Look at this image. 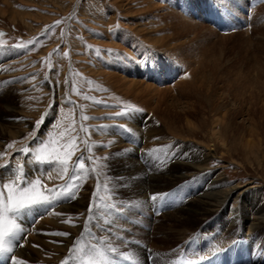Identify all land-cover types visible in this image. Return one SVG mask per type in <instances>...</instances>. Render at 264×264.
Instances as JSON below:
<instances>
[{
    "label": "rangeland",
    "instance_id": "obj_1",
    "mask_svg": "<svg viewBox=\"0 0 264 264\" xmlns=\"http://www.w3.org/2000/svg\"><path fill=\"white\" fill-rule=\"evenodd\" d=\"M132 1L119 5V0H0V113H5L6 104L12 103L15 109L6 121L12 126V132H19L14 136L0 133V191L6 197L3 184L15 182L17 176H21V180L27 176L29 183L39 179L41 190L59 188L70 182L73 164L78 166V158L83 157L85 169L80 172V177L84 174L74 192L76 198L82 199V205L69 207L60 218L61 224L55 226L57 230L66 231L75 238L89 235L86 245L91 249L99 238L107 239L105 243L115 245L117 250L125 253L127 249L122 250L124 247L119 245L134 241L152 252L148 264H264V224L255 230L237 225L228 230L233 214L229 208L235 204L233 198L227 201L224 216L215 212L202 220L190 215L189 219L179 221L168 215L184 202L175 186L161 192L166 194L163 201L155 203L151 200L144 203L136 197H129L131 200L121 198L127 186L120 190L119 177L113 171L118 159L132 156V148H135V157L140 153L147 154L138 161L148 169L158 167L172 152L189 153L195 147L204 152L210 149L212 156L205 162L206 171L213 173L209 178L219 177L225 185H237L238 191L247 190L242 200L249 209L253 208L252 211L250 199L264 203V0H151L154 5ZM158 6L161 9L157 10ZM49 26H52L51 30L45 33ZM130 26L142 29V32L161 31L156 34L162 37L174 36L176 41L173 42L180 43L184 49L164 51L156 48L157 45H147L139 34L142 32L139 31V37L134 39L125 32L131 29ZM123 33L128 35L127 40H135L131 43L135 42L134 47L122 43ZM187 55L191 56L192 68L195 67L205 80L201 84L204 91L210 88L211 91L223 89L229 92L223 102L230 111L227 118L240 125L239 132L245 134L246 124L254 118L261 137L259 151L250 153L237 141L238 148L231 149L230 153L220 145H213L207 123L200 126L205 105H200L199 117L192 118L200 126L193 130L195 133L181 129L178 121L175 129L183 132L164 129L166 138L145 148L144 152L140 149L144 141L135 139L137 134L130 125L136 119L133 114L139 117L147 107L143 102L138 106L131 105L129 98L121 96V87L113 80L107 81L103 72H116L126 80L149 81L158 87L178 90L177 86L192 74L182 62V57L187 58ZM229 85L232 87L228 88ZM234 89L242 93L235 99L230 96ZM202 93L201 90L191 93L193 103L203 100ZM117 113L121 115L117 116ZM154 114L146 112L138 119L145 123L149 118H156ZM42 116L43 122L37 128L36 122ZM120 129L124 133V145L118 147L111 138ZM228 136L231 140L234 137L232 132H228ZM49 137L55 140L51 147L72 151L68 172H63L59 165L35 161L36 149ZM246 138L250 139L247 135ZM227 143L229 145V141ZM10 144L12 147H7ZM68 145L70 147H65ZM25 147L29 149L27 154L21 151ZM120 150L123 155L115 160ZM6 176L9 178L5 179ZM205 176L204 172L193 178L188 188L195 193L203 190ZM130 185L127 188H131ZM90 202L97 206L91 212ZM53 204L44 205L42 211L35 206L22 212L18 223L23 233L18 235H27L26 231L34 228V223L54 208ZM241 216L240 213L239 221ZM85 221L88 227L79 230L78 226L84 225ZM54 247L55 243L50 242L42 250L47 255L36 256L34 264L53 263L56 260ZM104 255L109 259L98 258V264H118L114 253Z\"/></svg>",
    "mask_w": 264,
    "mask_h": 264
},
{
    "label": "bare ground",
    "instance_id": "obj_2",
    "mask_svg": "<svg viewBox=\"0 0 264 264\" xmlns=\"http://www.w3.org/2000/svg\"><path fill=\"white\" fill-rule=\"evenodd\" d=\"M119 1H120L119 5H121V4L127 5V2H126L127 0H119ZM130 1L133 2L132 0H130ZM136 1L137 2L142 1V4L154 5L150 2L151 0H136ZM159 9H161V7L158 6L157 10H159ZM168 14H171V13H168ZM171 15H173V14H171ZM110 21H112V20H110ZM123 23H126V22H123ZM113 24H114V22H113ZM130 24H132V23H130ZM122 25H124V24H122ZM136 25H134V26H136ZM134 26H130V28H131L130 30H128L129 28L127 30H125V32H127L133 39L139 37V35H138L139 31L142 32L141 31L142 29L139 30V28L142 27L141 25L138 26L139 27L138 29H136ZM122 27L124 28L125 26H122ZM170 27H171V25H170ZM170 27H169V29H170ZM143 30H145V29H143ZM161 30H163V29H161ZM171 30H173V29H171ZM182 30H184V29H182ZM149 31L150 30L143 31L142 33H139V34H141L142 39H144L143 41L147 45L148 44H150L152 46L157 45L159 47H156V48H159V49L161 48L164 51L169 49V48L171 50L173 49V51L174 50H181V48L184 49V47H182V45L180 43L176 44V42H173V41H176L174 36H173V38H169L166 36L162 37L160 34H156V33L161 32V31H150V32ZM152 34H154V35H152ZM163 35H164V33H163ZM110 36L113 38V34H110ZM110 36H108V37L110 38ZM127 36L128 35H126V34L121 36L122 43H125V44L128 43L130 45H133V47H134L136 45L135 42H133L134 44H131V43H132V41H135V40H127ZM181 41H183V40L181 39ZM118 44H120V43L118 42ZM143 45H145V44H143ZM186 46H188V44ZM126 53H128V51ZM194 55H195V53H194ZM18 57H19V55L16 56L17 59H18ZM183 57H182L183 60L181 59L182 62L185 64L187 69L191 70L192 74L190 77H188L187 80L185 78V80L179 84V85L183 84V86H181V87L179 85L177 86L178 90H174L173 88H169V86H166V87L161 86L162 87L161 88V87H158L153 82L149 83V81L144 82L143 80H135L132 78L129 80H126V79L122 78L121 76L116 75L115 74L116 72H114V73H108L106 71L103 72L102 76H104L105 79L107 78V81L108 80H110L111 82L114 81L113 82L114 84H116L119 88L121 87V89H122L121 91H123L122 92L123 94L121 93L122 94L121 96L129 98L128 101L131 105H134V106L137 105L138 106L139 104H141L139 102H143L145 104V106L147 107L146 112L147 113L153 112L157 116L156 117L157 119L156 118H154V119L149 118L148 122L142 123L140 121V119H138V118H142L143 115L146 114V112L145 113L143 112V115L140 114L139 117L136 113H134L133 117L136 119L133 120V122L128 120L129 122L133 123L130 125V128L132 130L135 129V132L137 134L135 139L137 141L138 140L144 141L143 142L144 145L140 149L143 150V152H144L145 148L149 147L152 144H155L156 142H158L159 140H161L163 138H166L167 135H165V133H166L167 129H170L169 131L175 132L174 131L175 126H176V124H178V121H179L181 123V125H180L181 129H184L185 131L197 130L200 128V126H202L203 122H206L208 129H209V131H208L209 136H210L209 140L212 141L213 145H216V147L219 145L222 146V148L226 149V151L228 153L231 152L230 151L231 149H234V150L236 149V147H237L236 141L238 143H240L241 146H243V147L245 146L246 149L248 148L247 151L248 152L250 151V153L254 152V151L255 152L259 151V149H261L260 148V138L261 137H259L258 128H257L258 124L254 121V118L252 117L251 120L246 124L245 134L242 132H239L240 131V129H239L240 125H236V123L233 122L232 118L231 119L227 118L230 111L228 109V106L223 101L227 100V97L229 96V92L227 93V92L223 91V89H218V90L215 89V90L211 91L210 88H206V90L204 91V89L202 88L203 86L201 84L204 83L205 80L201 79V77L198 75L199 72L197 70L196 71L198 73L195 71V67L192 68L191 56L189 55L187 58H185V57L183 58ZM201 57H202V55H201ZM193 58H195V56ZM204 58H205V56H204ZM178 59H179V57H178ZM196 59H198V58H196ZM14 60H16V59H14ZM196 61H198V60H196ZM98 66H100V64ZM203 66H205V65L203 64ZM151 71H154V69H152ZM2 77H4V76H2ZM229 82L232 83V81H229ZM224 86H227V83L224 84ZM186 87H188V88H186ZM231 87L232 86H230V85L228 86V88H231ZM198 90H201L204 92V93L200 94V96L203 98V100L200 103L195 104V103H193V100H192L193 98H192L191 93H195ZM233 91H234L233 95L230 94V96H232V98H234V99L237 98L238 96L242 95V93L236 91V89H234ZM56 93H58V92H56ZM152 99H153V102L155 103L154 105H152V103H153L151 101ZM184 100H186V102H184ZM200 105H205L204 107L206 109H205L203 121L200 123V126H198L195 123V121L192 120V118L195 119L196 116H197V118L199 117L198 109H199ZM14 109L15 108H14V106H12V103L10 105L6 104V108L4 110L5 113H3V114L0 113V133H1V135H3L4 132H5V134L6 133L9 135L12 134L13 136H14L15 132H16V135L19 133L17 130L15 132H12L11 131L12 126L10 125V123H8L6 121V119H8V117L12 115V113L14 112ZM142 111H144V110H142ZM233 112L237 113V110L234 109ZM128 117H130V116H128ZM6 124H9V125H6ZM173 126H174V128H173ZM164 129H166V130H164ZM181 129L177 128L175 130H177V131L180 130L178 132H183ZM120 130L121 131H118V134H116L114 137L111 138V140H113L115 142V144H117L118 147H121L124 145V143H122L123 142L122 137H123L124 133L122 132V129H120ZM128 130L130 131V129H128ZM228 132L233 133L234 137L232 140L228 139V137H229ZM177 135H178V133H177ZM246 135H247V137H250V139L246 138ZM126 138H130V137L126 136ZM228 141H229V145L227 143ZM232 143H234V145ZM128 148H130V147L128 146ZM137 150L139 151L138 148H137ZM209 150H207L206 151L207 153H206L204 151H200L199 149H197V147H195V148H192L190 150L191 152H189V153L188 152H184V153L172 152V153H170L169 156H167L163 159V162L161 161L162 163L160 165H158V167H156L154 169H148V167L142 166L140 164V162L138 161L139 158H144L147 156V154L140 153L138 155V157H135L133 155H134V152H136V151H135V148L134 149L132 148V152L130 153V155H132V156H129L126 158L122 157L119 160L118 158L121 155H123V153H122L123 150L122 151L120 150L116 154V157H114L115 160L118 159V162L116 161V163L113 165V171L119 177V179H117V180H119L118 183L121 186L120 190H123L122 189L123 187H125V186L128 187V185L132 184V185H130L131 188L126 187V189L122 193L123 195L121 196V198L128 197V199L131 200V198H129V197H136V198H139L142 201H144V203H148V201L150 200L149 197L152 194H160L161 192L166 190L168 187L175 186V188H177V190H178V193L181 194V196H183L182 199L184 202H182V205L181 206L179 205L180 207L176 208L173 212H171V213L168 212V215L171 217H177L179 221L189 219L190 215H193L194 217L198 216L202 220V219H205L206 217H208L209 215H211L212 213H215V212H217L221 216H224L226 210L228 209V206H226V203H227V201H229V199L233 198L235 204L233 207L229 208L230 212H231V210L233 211V214L230 216L231 221L228 224V230H231L235 225H237L239 227H246L248 230H255L256 228L262 226L264 224V203L258 204L257 203L258 201L256 202L254 199H252V200L250 199V201H251L250 204H252V206L254 207V210L252 211L253 208L251 207L252 209H249V206L245 205L243 200H242L243 198H245L243 196L247 192V190L242 189V190L238 191L237 185L236 186L225 185V182L219 177L214 176L212 179L209 178V176L213 175L212 172L206 171V165H205V162H207L208 157L212 156V154ZM156 162H157V160H156ZM159 163H160V161H159ZM47 170H49V169H47ZM0 172H2V171L0 170ZM204 172H205V175L207 176V177L205 176V184L206 185H204L203 190H199V191H197L198 193H195V191H192L188 188V185L190 184V182L192 181L193 178L201 175V173H204ZM29 173L30 172H28V174ZM12 175L10 176V178H12ZM82 175H81V177H82ZM202 176H204V174ZM4 178L8 179L9 176H6ZM25 178L27 180V176H25L24 179ZM29 180H31V179H29ZM3 181H5V180H3ZM84 184H85V182H84ZM96 185H98V184H96ZM194 194L196 195L195 197H193ZM57 202L58 203L55 202L53 204L54 208L49 210L48 214L42 215L41 218L38 220V222L34 223V225H33L34 228H30V229H28V231H26V233H28L27 235H19V239H15V238L10 237V239H13V244L18 245V246L14 247L13 253L5 254L4 256H0V259L3 261L4 264H7L6 263V261H7L6 256L7 255L9 257L11 255H15L17 258H20L24 262H26V264H34V261H36V256H39V254H42L43 256L47 255L46 252L42 251V250H44V248H46L50 242L55 243L54 251L56 252V258H55L56 260L50 264H90V261H93V260L97 261V264H98V258L99 257L97 255V253H99V252H103L104 254L105 253H114L115 255H117L116 261L118 260V264H122V263H120V260H122L124 263L125 258H123V257L127 253H131V256H134V258L137 260V262L135 259H133L131 257H129V259H132V261H134L138 264H148L149 258L153 257L152 252H150L149 250L144 248V246H140L141 244H138L134 241H127V242H124V244L121 243L119 245V246H121V248L124 247V248H122V250L125 248L127 249V251L126 252L124 251L125 253H123V251L121 252L119 250H117L116 252H112L111 249L113 247H115L116 249H119V248H117L115 245L105 243V241L107 239L104 241V240L98 238L96 240L97 245L91 249L86 245V241L90 237L89 235H78L76 238H75V236L73 237L71 235H67V236L59 235V233H68V232L63 231V230H59V229L57 230V228L55 227L57 224H61L60 222L62 220L60 218H61L62 214L71 206L80 207L82 205V199L80 197L74 198V199L62 198ZM43 207H44V205H38L37 208L39 211L40 210L42 211ZM95 207H97V206H95ZM241 207H243V211L241 210ZM240 213L242 215L241 221H239L240 220ZM251 213H252V215H251ZM125 217L126 216H124L123 218L126 220ZM87 218H84V219H87ZM100 219H102V218H100ZM104 219L105 218H103L102 220L104 221ZM85 226L88 227V225L86 224V221H85L84 225L80 224L78 226V229L81 230ZM178 230H180V229H178ZM21 233H23V232H21ZM126 243H128V244H126ZM112 244H114V243H112ZM70 249L72 250V252H69ZM76 249H77V251H76ZM147 253H149V254H147ZM45 260L47 261V259H45ZM8 262H9L8 264H11L10 259L8 260Z\"/></svg>",
    "mask_w": 264,
    "mask_h": 264
},
{
    "label": "snow or ice",
    "instance_id": "obj_3",
    "mask_svg": "<svg viewBox=\"0 0 264 264\" xmlns=\"http://www.w3.org/2000/svg\"><path fill=\"white\" fill-rule=\"evenodd\" d=\"M52 26L45 29V33L50 31ZM117 116L121 113H117ZM114 118V117H110ZM44 117L36 122L37 128L43 122ZM85 119H91L90 117H85ZM99 131V129H96ZM55 144V140L49 137V140L42 143L36 149L35 161L40 164H51L59 165L63 172H68L69 160L72 157V151H61L57 150L51 145ZM7 147H12L8 145ZM70 147V145L65 146ZM23 153L27 154L29 149L27 147L21 150ZM84 158H78L77 164H73V178L70 179L68 184L59 186V188H45L41 190L40 180L36 179L30 183L26 180H21L20 176L16 177L15 182H9L3 184V189L7 192L5 197L4 192L0 191V256L5 254L13 253L14 247L18 245L13 244V239L10 237L19 239V233L23 230L18 223V217L20 214L26 210L32 209L38 205H49L51 206L53 202L59 201L62 198L74 199L75 188L79 185L80 172L85 169V164L83 163ZM6 166V165H5ZM26 185V186H25ZM94 196L96 195L94 191ZM166 194H152L149 199L154 203L157 201H163ZM93 209V205L90 202L89 212ZM90 234V233H89ZM59 235H70V233H59ZM71 251V249H70ZM112 252H116L117 249L113 247ZM219 251V249H217ZM99 260L109 259L103 252L97 253ZM131 253L125 254L124 258L128 259ZM7 261L10 259L11 264H26L22 259L17 258L15 255L10 257L6 256ZM203 259V257H201ZM90 264H97V261H90Z\"/></svg>",
    "mask_w": 264,
    "mask_h": 264
}]
</instances>
